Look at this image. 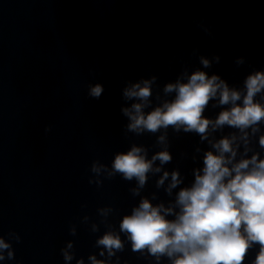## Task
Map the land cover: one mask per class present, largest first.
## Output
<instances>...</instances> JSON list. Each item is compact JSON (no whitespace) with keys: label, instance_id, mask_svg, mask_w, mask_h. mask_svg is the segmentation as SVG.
<instances>
[{"label":"clouds","instance_id":"clouds-1","mask_svg":"<svg viewBox=\"0 0 264 264\" xmlns=\"http://www.w3.org/2000/svg\"><path fill=\"white\" fill-rule=\"evenodd\" d=\"M198 59L202 67L191 72L185 67L175 82L164 84L163 95L154 94L156 76L129 81L122 89L123 100L130 102L121 107L128 121L126 133L156 136L159 150L149 157L147 146L133 143L127 151L116 152L110 166L93 161L90 184L99 187L101 176H120L135 181L129 191L140 199L118 228L109 222L116 209L109 205L97 210L100 223H91L90 230L97 233L102 224L105 231L95 240L99 252L88 256L90 264H120L117 253L126 244L154 264H264V70L251 71L241 87L230 86L220 75L204 70L218 64L219 55ZM245 62L244 57L235 59L237 66ZM103 92L101 83L88 85L91 98L99 99ZM209 107L220 109L214 118L205 115ZM226 128L231 131L224 134ZM169 129L197 135L208 146L195 148L192 160L202 159V165L192 169L187 186H182L185 178L178 168L165 169L173 160ZM150 177H158L155 188L168 200L159 199L157 192L141 195ZM89 219L84 216L83 222ZM69 232L75 236L76 227ZM8 236L6 240L0 235V262L15 258L11 240L19 242L20 237L14 232ZM61 254L65 264L76 259L74 242L68 241ZM76 264H85L84 258Z\"/></svg>","mask_w":264,"mask_h":264}]
</instances>
